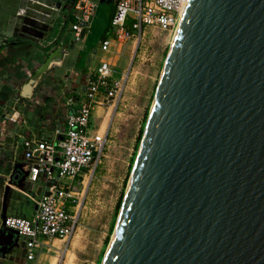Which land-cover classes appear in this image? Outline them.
Masks as SVG:
<instances>
[{
  "label": "water",
  "instance_id": "1",
  "mask_svg": "<svg viewBox=\"0 0 264 264\" xmlns=\"http://www.w3.org/2000/svg\"><path fill=\"white\" fill-rule=\"evenodd\" d=\"M34 1L12 33L61 6ZM5 218L0 257L19 238ZM101 264H264V0H187Z\"/></svg>",
  "mask_w": 264,
  "mask_h": 264
},
{
  "label": "rangeland",
  "instance_id": "2",
  "mask_svg": "<svg viewBox=\"0 0 264 264\" xmlns=\"http://www.w3.org/2000/svg\"><path fill=\"white\" fill-rule=\"evenodd\" d=\"M105 2L109 3L112 0H105ZM27 26L28 24L22 25L18 33V38L23 41L22 44H12V51L9 50V46L6 48L7 50L1 47L5 51H3L4 54L0 53V156L4 154L7 157L6 154L9 153L8 157L12 160L19 157L17 164L25 162L23 157L20 158L19 149L14 145V134L20 128L17 123L15 125L8 124L7 118L10 117V113L14 112V107L19 108L25 104L26 98L21 97L18 92L19 88L10 89L7 83L13 76H16L17 80L23 78L25 67L29 68V65L23 64L24 58H31L33 63L30 62V65L39 67L45 51L51 47H62L60 36L56 41H52V45L45 48L51 41V38L46 36V28L43 30V39H39L41 43L34 42L37 41L35 36V32L38 31L37 25L31 24L29 28ZM143 30L145 35L139 45L136 40H131L112 45L109 52H103L100 45H96L92 53H87L84 57V72L82 70V74L93 72L100 60H103L112 65L116 71V78L121 74L128 73L129 75L118 102L113 106L106 102L101 104L103 110H99V113L104 120V126L99 134L101 136L106 134V142L98 163L93 164L89 168L90 172L87 173L88 191L81 207L82 213L79 216L76 233L66 250L64 244L55 242V248L52 249L47 261H43V264H48L49 261V264H52L53 261L54 264H101L119 211L118 206L123 199L164 61L175 35V31L167 33L156 28L144 27ZM58 32L64 33V30H58ZM26 34L28 38H25ZM17 58L21 61L18 62ZM23 68L24 70H22ZM20 82L17 84L20 85ZM80 90L78 99L86 90L85 82L81 84ZM8 179L9 175L0 176V222L7 216L31 218L34 213V201L37 198L35 190L39 183L35 185L24 183L23 190H20L9 186L6 182ZM20 250L18 240L6 259L15 258L16 260L12 264H25ZM0 264H11V260L0 261Z\"/></svg>",
  "mask_w": 264,
  "mask_h": 264
},
{
  "label": "built area",
  "instance_id": "3",
  "mask_svg": "<svg viewBox=\"0 0 264 264\" xmlns=\"http://www.w3.org/2000/svg\"><path fill=\"white\" fill-rule=\"evenodd\" d=\"M70 1L72 40L79 44L91 29L100 0ZM186 3L187 0H115L111 32L102 41L101 50L109 52L112 45L131 40H136L139 45L145 35L144 27L167 33L176 31ZM115 74L109 62H100L88 76L83 95L76 101L67 100V105L74 106V111L67 116L63 131L56 132L61 140H21V154L29 164V183L39 180L45 183L30 219L7 217L4 221L6 228L24 239L26 261L49 253L55 248L56 241L64 244L66 250L76 233L88 189L84 177L90 172L89 168L98 163L106 142V134L101 136L98 132L92 136L89 133L93 109L104 102L115 105L129 75L121 74L116 78ZM8 120L17 122V114H12Z\"/></svg>",
  "mask_w": 264,
  "mask_h": 264
},
{
  "label": "crops",
  "instance_id": "4",
  "mask_svg": "<svg viewBox=\"0 0 264 264\" xmlns=\"http://www.w3.org/2000/svg\"><path fill=\"white\" fill-rule=\"evenodd\" d=\"M30 1L32 3H37L34 0H30ZM57 1L61 3L60 8L57 7L56 4L52 3L51 7L48 8L47 13H39L36 10H31L30 12L31 17L29 18L32 21V24H36L38 28V31L35 32L37 41L34 42H38L39 44L41 43L39 39L40 40L43 39L44 36L43 30L44 28H46L45 30L47 33L46 36L47 38H51V41L45 46V48L52 45V41L53 42L56 41L57 38L60 36L62 38L60 43L62 47H55V48L51 47L48 51H45V55H43L41 58L43 61L39 67H36L33 64L30 65V62L33 63V61H31V58L28 57L24 58L25 60H22V62L25 65L26 64L29 65V68L25 67V75H23V78L21 80H17L16 76H13V78L9 80L7 83L10 89L19 88L18 92L19 94H21V97L26 98L25 104L19 106V108L14 107L13 108L14 112L10 113V116L12 114H17V122L15 123L18 124L17 126L20 129H18L17 133L14 134V138H15L14 145L15 148L19 149L20 158H22V154H21L22 150L20 149V143L23 138L25 139L31 138L38 140L46 139L51 142H58L59 140H61L62 137L56 132L63 131L67 116L74 111V106L67 105V100L68 99H72L73 101L77 100V96L80 94L81 91L80 90L81 84L83 82L87 84L88 76L93 74L94 71L96 70L95 69L93 72L91 71L86 74L81 73L82 70L84 72L83 69L84 57L86 56L87 53H92V50H89L86 46L87 38L91 34V32L86 34L82 43L75 44L72 40L73 34L70 30V24L72 23L71 17H69L68 19V16L70 15L73 9L72 2L70 0H57ZM18 3H21V0H0V28L5 29L6 26L9 27V29L6 31V33L8 34L7 35L8 43L4 44L3 41L0 43V53L2 54H4L3 51L5 50H2L1 47H4V49H6L9 46L8 47L9 50L12 51L11 49L12 44L20 45L23 42L21 41L22 39L18 38L19 34H14L17 32H13V33L11 32L12 24L16 20L11 16V13L14 9L18 8ZM103 3H106L105 0H100L98 7ZM112 4L115 7V0H112ZM17 14L19 17L20 15L23 14V10H20ZM52 16L54 17V19ZM97 17L98 16L96 12L95 18L91 25V29L94 22L97 20ZM49 27H52L51 31H49ZM27 28H29V26H27ZM91 29L89 31H91ZM58 30H64V33H61L62 31L58 32ZM15 38H17L19 41H13ZM25 38H28L27 34ZM101 43H99V45H101ZM17 60L18 62L21 61L19 58H17ZM102 61L103 60H100V62ZM22 70H24V68ZM19 81H21L20 85L17 84V82ZM101 109L103 110L101 105H96L93 109V113L90 121V130H89V133L92 136L100 132V130L104 126L103 125L104 120L101 118L99 113L100 112L99 110ZM7 121L8 124L15 125V123L10 122L9 120ZM8 154L9 153L6 154L7 157H5L4 154L0 156V176L2 177H5L6 175H10L9 173L11 172V168H13L15 164V158L14 160L10 159L8 157ZM17 159H19V157ZM86 179H87V174L84 177V185H86ZM38 183L39 185L35 190V192H37V198L35 201H37V199L43 193L45 183L42 180H39L37 183H29V181L26 182V184L29 185L31 184L35 185ZM32 197H34V195H32ZM35 201H34V210L36 203ZM81 213H82V208L80 211V215ZM7 217H14V216H7ZM17 218H23V217H17ZM25 219H30V218H25ZM18 240L21 248L20 250L21 257L25 262V264H32L31 262H34L33 264H43V261H47L48 255L51 253V251L49 253H45V252L42 253L40 256H37L34 261H26L25 250L23 248L24 239L19 237ZM8 260H11V264H12V262L16 259L5 258L2 261L7 262ZM54 263L55 262L53 261L52 264Z\"/></svg>",
  "mask_w": 264,
  "mask_h": 264
},
{
  "label": "trees",
  "instance_id": "5",
  "mask_svg": "<svg viewBox=\"0 0 264 264\" xmlns=\"http://www.w3.org/2000/svg\"><path fill=\"white\" fill-rule=\"evenodd\" d=\"M113 10L114 5L112 2L103 3L98 7L97 20L94 22L91 34L87 38L86 46L89 50H93L96 45H99V43L108 38L110 35ZM118 208H120V205Z\"/></svg>",
  "mask_w": 264,
  "mask_h": 264
},
{
  "label": "flooded vegetation",
  "instance_id": "6",
  "mask_svg": "<svg viewBox=\"0 0 264 264\" xmlns=\"http://www.w3.org/2000/svg\"><path fill=\"white\" fill-rule=\"evenodd\" d=\"M17 242H18V241H17ZM19 246H20V243H19ZM21 246H22V244H21ZM9 252H10V251H9ZM9 252H7L4 256H1V257H0V261H2L3 259H5Z\"/></svg>",
  "mask_w": 264,
  "mask_h": 264
},
{
  "label": "bare ground",
  "instance_id": "7",
  "mask_svg": "<svg viewBox=\"0 0 264 264\" xmlns=\"http://www.w3.org/2000/svg\"><path fill=\"white\" fill-rule=\"evenodd\" d=\"M38 5H40V6H42V7H44V9L45 10H48V6H44V4L43 3H40V4H38ZM184 11V10H183ZM182 15H183V13L181 14V17H182ZM31 17V16H30Z\"/></svg>",
  "mask_w": 264,
  "mask_h": 264
}]
</instances>
